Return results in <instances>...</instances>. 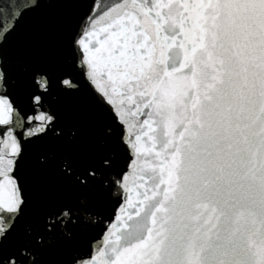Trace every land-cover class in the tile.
Wrapping results in <instances>:
<instances>
[{
	"label": "snow or ice",
	"instance_id": "6c2138e0",
	"mask_svg": "<svg viewBox=\"0 0 264 264\" xmlns=\"http://www.w3.org/2000/svg\"><path fill=\"white\" fill-rule=\"evenodd\" d=\"M74 45L126 169L119 216L78 264H264V0L94 3ZM5 83L0 67V264H18L3 250L26 205L16 129L41 121L24 133L39 137L53 117L25 120Z\"/></svg>",
	"mask_w": 264,
	"mask_h": 264
},
{
	"label": "water",
	"instance_id": "95a60500",
	"mask_svg": "<svg viewBox=\"0 0 264 264\" xmlns=\"http://www.w3.org/2000/svg\"><path fill=\"white\" fill-rule=\"evenodd\" d=\"M34 2L0 0V24L14 9L22 13L0 41L4 88L25 120L40 113L53 117L39 137L24 133L41 121L16 129L24 148L18 176L26 205L3 250L18 264H78L120 214V132L82 77L74 45L93 4L108 0H41L38 8L23 7ZM41 77L46 91L37 83ZM65 79L75 87H65ZM34 95L41 96L35 106Z\"/></svg>",
	"mask_w": 264,
	"mask_h": 264
}]
</instances>
